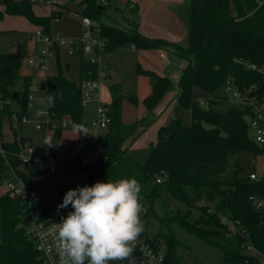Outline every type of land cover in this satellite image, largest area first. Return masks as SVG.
<instances>
[{
    "label": "trees",
    "instance_id": "trees-1",
    "mask_svg": "<svg viewBox=\"0 0 264 264\" xmlns=\"http://www.w3.org/2000/svg\"><path fill=\"white\" fill-rule=\"evenodd\" d=\"M2 3L7 4L8 10L26 15L44 33L52 32L55 14L37 16L33 5L28 2L2 0ZM79 4L83 5V15L99 21L100 34L107 39L104 51L131 44L139 49H165L186 61L178 82L177 103L190 111L191 123H184L182 118H172L161 125L145 161H137L125 143L135 136L139 122L123 121V102L128 99L137 104L138 97L125 91L121 82L113 81L109 85L112 100L104 104L109 115L104 139L106 154L94 164L85 162L81 152L88 148L89 139L81 90L64 76L58 48L55 52L58 71L46 77L45 85H40L45 87L47 99L52 97L51 101L48 99L47 109L55 123L50 128L53 130L52 145L49 146L51 153L55 156L64 128L73 123L79 130V154L63 159V164L67 174L85 175L69 188L93 185V172L104 182L135 178L142 185L141 203H148L142 224L152 216L159 218L161 226L166 229H159L152 237H149L147 229L142 234L156 246H159L161 238L165 239L168 264H179L176 251L180 241L172 228L174 223L218 247L224 264L246 262L250 254L243 250V243L251 242L259 250L264 249V210H258L252 198L257 197L264 202V178L253 180L249 175L241 176L239 161L232 168H228V161L244 150L263 152L264 146L257 144L249 134L246 108L230 107L226 111H218L204 107L196 89L214 95L211 102H220L221 96L216 95L217 91L224 86L229 75H234L240 86L257 84L264 92V75L236 61V58H241L264 66V0H185L182 7L176 8L188 28L184 42L141 33L138 21L131 18L138 12V4L133 0H126L124 8L115 3V7L122 11L125 25L104 20L106 15L113 16L110 14L111 4H102L101 0H80ZM2 18L3 13L0 12V20ZM80 56L81 79L98 78L99 64ZM22 60L21 44L12 51L0 50V91L4 99L13 80L21 75ZM139 71L155 79L151 95L144 99L146 108L152 110L172 88L173 81L153 70L139 67ZM30 84L31 77L26 75L24 110H28ZM13 113L8 103L0 108V147L5 153L0 150V185L13 176V169L31 196L33 185L29 173L37 174L42 161L34 157L29 162L22 160L20 143L32 145L28 137L15 132L13 143L2 139L3 118H12ZM66 118L71 122L64 121ZM80 126L87 130V134ZM159 175L163 176L161 182H157ZM171 197L187 208L168 210L167 201ZM203 199L207 202L198 205L196 201ZM58 205L44 209L43 213L54 218L66 216L70 207L58 209ZM193 208L198 209L199 214H194ZM0 209V264H40L35 244L26 232L27 196L11 195L7 191L0 197ZM160 209H163L161 214ZM224 218L236 223L235 233L229 234Z\"/></svg>",
    "mask_w": 264,
    "mask_h": 264
},
{
    "label": "rangeland",
    "instance_id": "rangeland-1",
    "mask_svg": "<svg viewBox=\"0 0 264 264\" xmlns=\"http://www.w3.org/2000/svg\"><path fill=\"white\" fill-rule=\"evenodd\" d=\"M119 1L124 2L126 0H115L117 3ZM153 1L155 2L157 0ZM185 5L183 6V9ZM7 7V4L2 3V0H0V12L3 13V18L0 20V50L12 51L15 50L19 44L22 45V75L16 77L13 80L9 87V94L6 99L2 98L0 91V108L4 107L5 103H8L10 109L15 114H19L21 116L25 114L30 120H42L47 117L48 103L46 89L45 87L40 86L38 83V76L44 73V71L48 74L56 73L58 71L56 53L55 51H51V54L46 57L45 65L41 66L39 61L41 52L43 49L47 48V43L44 41V39H40L36 35L37 30H40L41 27L34 24L26 15L10 11ZM32 8L37 16H47L51 14L50 6L36 4L33 5ZM110 14H113V16L117 17V19L115 20V18L106 15L104 17L105 21H112L116 23L120 22L121 25H125V22L122 19V11L118 10L115 7V4L111 8ZM52 32L61 34L64 37L79 36L81 33L80 18L72 15L69 11H66L61 16V18L53 21ZM60 50V57L63 63L69 59V55L71 53L68 51L66 45L61 46ZM31 57L35 58L36 60V62L33 64L29 63L28 61ZM27 71L32 74L29 93H32L34 98L32 101V109L24 110L23 92L25 86V77L23 76V73ZM177 88V82L175 81L172 90H176ZM216 95L221 96L220 102H211V99H215V96L203 91L200 92L199 97L203 106L207 108L212 107L218 111H226L230 107L240 110L243 109V104L236 101L231 95H229L225 91L224 87H221L217 91ZM96 108V102L89 101L84 104L85 113L90 121L88 124L90 129H93L91 121L94 119ZM182 119L184 123H191V114L189 110L184 111L182 114ZM246 119L248 120V117H246ZM20 123L22 129L29 130L31 133H33L32 136L35 137V143H37L38 147L37 150L41 152V155H44L43 158H38L42 161V166L38 173H29L30 180L33 185L32 196L36 201V210L40 213H43L44 209L62 203V198L65 192L68 189H71L69 187L79 181L82 177L81 174H67L63 164V159L75 157L79 154L80 147L77 127L71 124L70 127L64 128L62 130V134L54 156L51 153L49 145L44 144L45 138L49 139V135L51 133L49 127L35 128L33 127V123L31 121ZM205 125L207 127H212V125L207 123H205ZM100 133L101 141L99 143L97 142L94 146L96 152L95 155L99 160L103 158L102 154L103 148L105 146L103 141L105 139L106 130H101ZM149 150V145L136 141L131 147L130 153L137 161L144 162ZM86 156V152L82 151L81 157L85 158ZM237 161H239V165L242 167V171L240 173L241 176H248L253 171L264 174V151L255 153L254 151L244 150L238 157L232 158L228 161V168L234 167ZM11 181L14 182L19 188L24 187L18 178H13ZM6 192L7 182H4L0 185V194L3 195ZM196 202L198 205H201L205 204L207 201L203 199ZM167 204L168 210H172L177 207L182 209L187 208L184 203L179 202L173 197L168 199ZM143 206L148 208V203L146 202L143 204ZM69 207L71 206L69 205ZM255 207L258 210H264V204L259 206L255 205ZM192 210L194 214H199L198 209L193 208ZM162 211L163 209H160V214ZM161 224L162 222L159 218L151 216L147 221H145L143 227L144 229H147L149 237H152L161 228L166 231L165 227L163 228ZM172 228L180 241L176 251L177 261L179 264H224L222 252L218 247L210 245L196 235L185 231L178 224H172ZM159 246L166 250L164 238H161Z\"/></svg>",
    "mask_w": 264,
    "mask_h": 264
},
{
    "label": "built area",
    "instance_id": "built-area-1",
    "mask_svg": "<svg viewBox=\"0 0 264 264\" xmlns=\"http://www.w3.org/2000/svg\"><path fill=\"white\" fill-rule=\"evenodd\" d=\"M16 2H28L32 5H45L51 7V14H55L56 18L59 19L64 12L69 11L72 15L80 18L81 33L76 37H64L57 33H44L42 28L37 30L36 35L40 39H44L47 43V48L43 49L40 57L41 66L45 65L46 57L51 54V51H55L61 46L66 45L68 51L74 55H83L87 60L93 63H98L99 55L104 51L107 39L100 34V23L97 20L92 19L87 15L82 14L83 5L79 4L80 0H14ZM102 4L113 5L117 2L115 0H101ZM126 1L117 3L118 6L124 8ZM29 63L33 64L36 62L35 58L31 57ZM237 62L242 63L246 68H251L261 72L264 75V66H258L255 63L248 62L241 58H236ZM41 85L47 83L46 78L40 80ZM225 91L231 95L236 101L243 104V108L248 110V124L249 134L251 138L260 146H264V92L257 84L240 86L234 75H229L226 82L224 83ZM79 88L81 90L82 103L85 104L90 100L98 97L100 81L96 79H85L81 80ZM32 93L28 94L27 107L31 105ZM12 122L14 125L20 122H33L36 128L53 127L55 123L52 122L49 113L47 117L42 120H30L27 115H19L13 113ZM69 122L70 119H67ZM109 115L107 107L104 103L99 104L97 108V115L93 120V125L99 128H108ZM73 124V123H72ZM96 134H90L88 131L89 146H91L95 140ZM88 146V147H89ZM20 156L24 162H29L33 158V146L26 142L20 143ZM2 153L4 151L1 149ZM85 162L90 164L96 163L98 160L90 155V157L83 158ZM13 176L4 180L7 182V191L11 195L27 196L29 200V213L26 225V232L29 238L34 242L35 248L38 253V258L41 264H60V255L57 248V229L55 223L61 222L60 218H54L52 216L45 215L36 210L34 202L17 172L12 169ZM94 173V183L104 182V179ZM253 180H261L264 178V174L257 171H253L249 174ZM18 178L24 187L19 188L11 180ZM163 176L159 175L157 182H161ZM256 205L264 204L263 200L252 197ZM146 206H143L142 217L146 213ZM70 211L72 208L70 207ZM228 224L229 234H233L236 231V223L233 220L226 219ZM134 248L130 257L125 261H110L109 264H168L166 262V250L161 246H156L151 243L144 234H140L137 239L133 242ZM243 250L250 254V258L240 264H264V249L259 250L251 242H245L242 244ZM87 264V261L85 262Z\"/></svg>",
    "mask_w": 264,
    "mask_h": 264
},
{
    "label": "crops",
    "instance_id": "crops-1",
    "mask_svg": "<svg viewBox=\"0 0 264 264\" xmlns=\"http://www.w3.org/2000/svg\"><path fill=\"white\" fill-rule=\"evenodd\" d=\"M138 4L137 14L132 15L131 18L137 20L139 23V30L146 36L149 37H162L170 41L184 42L187 39L188 28L186 24L181 20L176 12V8L182 6L184 0H133ZM112 18L117 19L115 16ZM123 19V17H122ZM57 20V19H54ZM53 20V21H54ZM52 21V23H53ZM124 21V20H123ZM118 24L121 25L119 22ZM38 26V25H37ZM81 29V23H80ZM61 53V50H60ZM86 59V57H84ZM62 62V60H61ZM81 62L82 57L79 55L70 54L69 59L62 63V69L64 76L71 82H73L77 87H79L81 82ZM99 81L100 88L98 97L96 99L90 100L96 102L97 108L99 104H108L111 102V92L109 89L110 83L113 81L121 82L125 91L132 93L138 97V103L134 104L130 100L125 99L123 102V121L125 123L139 122L138 129L134 137L128 139L125 146L130 153L131 147L136 141L142 142L146 145L151 146L152 143L156 142L158 129L164 123L170 121L172 118H182V114L185 110L177 103L178 88L172 90V88L164 95L160 100L158 105L152 109L148 110L144 104V99L151 95L153 90V84L155 79L149 75L143 74L139 71V67L147 70H153L159 75L169 76L173 85L175 81L177 82L180 78L182 69L186 65V61L179 55L165 50V49H139L134 45H125L117 47L111 51H102L99 55ZM54 74V73H50ZM44 71L38 76V83L40 80L46 78L48 75ZM22 75V73H21ZM29 75L32 79V74L27 71L23 73V76ZM40 84V83H39ZM41 86V85H40ZM43 87V86H42ZM172 90V91H171ZM198 95L202 90L196 89ZM204 92V91H203ZM33 96V94H32ZM33 98L31 99V105L28 107L32 109ZM48 103V99H47ZM97 108L94 119L97 115ZM85 110V109H84ZM68 118H66L67 121ZM85 119L87 122V129L90 134H96L95 140L91 146L86 149L87 157L90 155L94 156L97 160L95 152V144L101 141V130H106L107 128H99L93 125V120L91 124L93 129L88 127L89 119L85 113ZM183 120V119H182ZM12 122L13 129L20 135L26 136L31 139L33 146V157L43 158L41 152L35 143V137L32 136L33 133L29 130L22 129L20 124L14 125ZM33 123V122H32ZM190 124V123H186ZM33 127L34 124H33ZM36 128V127H35ZM51 133L49 135V141L52 136L53 130L50 129ZM78 131V141H79V130ZM105 143V141H103ZM1 150V147H0ZM105 152V146L103 148V157ZM131 154V153H130ZM40 160V159H39ZM84 177L85 174H81ZM81 177V178H82ZM2 195L0 194V197ZM32 200L33 196L31 195ZM34 205L36 208V201L34 200ZM1 209H0V239L2 241L1 232ZM0 241V242H1Z\"/></svg>",
    "mask_w": 264,
    "mask_h": 264
},
{
    "label": "clouds",
    "instance_id": "clouds-1",
    "mask_svg": "<svg viewBox=\"0 0 264 264\" xmlns=\"http://www.w3.org/2000/svg\"><path fill=\"white\" fill-rule=\"evenodd\" d=\"M44 144L52 145L47 138ZM141 192L142 185L135 178L68 189L58 209L70 205L72 211L55 223L60 264L127 260L133 252V242L144 230Z\"/></svg>",
    "mask_w": 264,
    "mask_h": 264
},
{
    "label": "water",
    "instance_id": "water-1",
    "mask_svg": "<svg viewBox=\"0 0 264 264\" xmlns=\"http://www.w3.org/2000/svg\"><path fill=\"white\" fill-rule=\"evenodd\" d=\"M2 139L7 143H13L16 139V133L13 129L12 120L10 116L3 118L2 124ZM106 153L104 152V155Z\"/></svg>",
    "mask_w": 264,
    "mask_h": 264
}]
</instances>
